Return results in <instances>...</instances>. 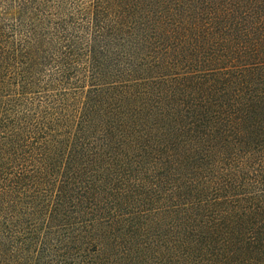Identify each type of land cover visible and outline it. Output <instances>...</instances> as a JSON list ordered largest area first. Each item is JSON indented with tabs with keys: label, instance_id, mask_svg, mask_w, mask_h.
<instances>
[{
	"label": "trees",
	"instance_id": "obj_1",
	"mask_svg": "<svg viewBox=\"0 0 264 264\" xmlns=\"http://www.w3.org/2000/svg\"><path fill=\"white\" fill-rule=\"evenodd\" d=\"M0 264H264V0H0Z\"/></svg>",
	"mask_w": 264,
	"mask_h": 264
}]
</instances>
